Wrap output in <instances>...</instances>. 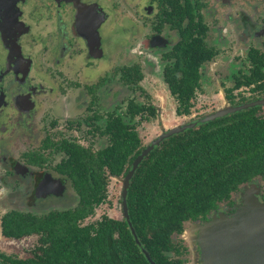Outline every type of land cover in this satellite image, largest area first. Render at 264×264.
Listing matches in <instances>:
<instances>
[{
  "label": "flooded vegetation",
  "instance_id": "flooded-vegetation-1",
  "mask_svg": "<svg viewBox=\"0 0 264 264\" xmlns=\"http://www.w3.org/2000/svg\"><path fill=\"white\" fill-rule=\"evenodd\" d=\"M183 35L199 38L213 53L198 69L190 111L201 91L202 67L224 57L222 66L237 65L222 90L228 107L264 99V0H0V219L21 207L52 212L47 209L72 190L68 149L95 152L107 144L99 135L107 116L120 114L118 94L144 83L149 56H159L160 82L175 102L172 115L186 117L176 116L177 100L166 83ZM117 54L131 62L91 78L95 67ZM129 100L135 102L121 100L124 108ZM44 117L50 119L46 127L38 126ZM86 136L99 148L85 143ZM221 205L232 208L234 200ZM173 243L180 254L172 257L186 264L187 245Z\"/></svg>",
  "mask_w": 264,
  "mask_h": 264
},
{
  "label": "trees",
  "instance_id": "trees-1",
  "mask_svg": "<svg viewBox=\"0 0 264 264\" xmlns=\"http://www.w3.org/2000/svg\"><path fill=\"white\" fill-rule=\"evenodd\" d=\"M212 56L199 38L183 35L174 69L166 76L177 100L176 116L189 115L198 69ZM120 74L126 85L124 69ZM228 99L233 103L232 95ZM258 110L237 111L172 135L138 163L125 196L136 245L123 219L102 215L84 222L104 202L109 183L123 178L145 147L136 127L155 119L154 109L129 100L120 114L107 116L99 133L106 138L104 147L68 149L70 186L77 198L73 208L37 217L14 210L2 215V237L34 236L37 246L23 260L0 254V264H149L142 251L153 264H182L172 257L180 254L172 237L184 224L206 220L219 205H229L243 185L264 179V115Z\"/></svg>",
  "mask_w": 264,
  "mask_h": 264
},
{
  "label": "rangeland",
  "instance_id": "rangeland-1",
  "mask_svg": "<svg viewBox=\"0 0 264 264\" xmlns=\"http://www.w3.org/2000/svg\"><path fill=\"white\" fill-rule=\"evenodd\" d=\"M108 57L103 61V63L105 64L104 66L95 67L96 73H94L91 78L108 76L109 73H111L110 70L112 68H120L121 66H124L127 63L131 62V59H126V56L121 54H117V56L109 55ZM157 57L159 56L153 55L148 57L152 63L151 65L147 64L144 66V70L148 71L144 72V83H141L140 87H129L132 90L131 92H129V90L128 92H122L121 94H118L117 102H115L118 105H115L118 108V113L124 110L121 100H126L127 98L133 99L135 103L139 105L142 104L145 106L149 105L156 107L158 113L156 114L155 119H152L147 123L142 122L136 127V131L140 137V140L145 146H147L153 139L157 138L161 134L167 133L169 130H172L174 128H182L194 123V126H196L197 124H199L197 123L199 120H203L215 112L223 110L225 111L226 109H228V105L223 98L222 90L223 87H227L230 85L229 76L230 74H232V72H235L237 68V65L235 64L234 66L232 62H229L222 66L225 57L214 65H204L201 69V91L196 96L197 98L195 103H193V108L190 111V116L174 117L172 115V110L175 107V102L168 98L164 87L160 82L159 71L161 69V65L156 64L155 60ZM152 68L155 70V74H151ZM98 71L99 73L97 74ZM53 78L62 79L65 77L63 75H54ZM76 78L79 77L76 76ZM65 80H62L60 84H63ZM60 88L61 87H59V89ZM115 106H112V108ZM258 114L264 115V105H260ZM39 119L40 114L38 115V120ZM45 119L46 121L41 120L38 123V126L46 127L50 119ZM97 123L100 124V126L103 125V121H98ZM61 124L62 122L58 125ZM77 135L82 136V134L79 133ZM84 138H86L84 140L85 143L92 141L93 148H99L100 144L98 143V141H96L95 139H91L90 136H86ZM104 144L105 142L102 145ZM122 183L123 182H121V179H114L109 183L106 190V197L104 202L94 209V212L91 216L84 220L85 223L93 222L102 215L107 216L111 219L122 220L120 203V195L123 187ZM249 184L254 185V188L252 191L250 190L248 194L245 192V189H243L242 186L241 189L232 196V200H234V205L232 206V208H227L225 207V205H221L218 207L216 212H213L208 216L207 221L202 223H186L183 226V232L178 236L172 237L173 242H175V240H181L184 245H187L188 253L186 252V258H188V261H186V264H203V259L206 254V239L211 231L208 227V224L210 222L213 224L217 223L218 225L220 224L221 220L222 222L224 220H229L231 222L235 218H237L245 209L255 210L258 204L264 205V179L255 180ZM249 184H247L246 186H248ZM64 192V198L57 201L56 203H53V205L47 209L48 211L65 210L73 208L76 205L77 198L72 190L66 189ZM245 197H247L246 202L244 199ZM244 202L245 209L243 210ZM24 204L29 205L28 202H24ZM2 207L3 206H1V208ZM19 210H21V212H29L31 215L35 216H42V213L46 212V210L32 211L30 209H24L23 207H21ZM36 240L37 238L34 236L21 237L17 239H6L0 234V254L20 260L29 258L32 255L31 251L35 250L37 246ZM237 243L227 247L225 253L234 249H238L239 247H241L239 245L250 242L243 241L239 245ZM258 243L259 241L257 240H251L252 245H256Z\"/></svg>",
  "mask_w": 264,
  "mask_h": 264
},
{
  "label": "water",
  "instance_id": "water-1",
  "mask_svg": "<svg viewBox=\"0 0 264 264\" xmlns=\"http://www.w3.org/2000/svg\"><path fill=\"white\" fill-rule=\"evenodd\" d=\"M260 105H264L263 100H256L247 102L235 107H228L225 111H219L211 114L203 120H199L197 123H205L217 118L232 114L237 111L246 110L249 108H254ZM195 125L190 124L182 128H174L169 130L165 134L159 135L157 138L153 139L147 146H145L136 158L131 162L130 168L127 171L126 175L121 179L122 183V192H121V216L122 219L126 222L129 232L135 242L138 245L135 234L131 228V225L128 221L126 214V205H125V196L128 188L129 180L133 175L134 170L136 169L138 163L161 141L164 139L181 133L186 129L193 128ZM254 185L249 184L248 186L243 185V189L248 194V192L253 190ZM245 197V202H246ZM245 202L244 208L245 209ZM242 205V206H243ZM206 224V223H205ZM207 225V224H206ZM220 225V226H219ZM209 223L208 227L210 228V234L206 239V254L203 259V264H264V205L258 204L255 210H244L237 218L233 221L224 220L220 224ZM218 226V227H217ZM231 227V228H230ZM251 240L259 241L258 244L252 245ZM250 242L243 245H239L241 242ZM238 242V243H237ZM237 243L239 246L238 249H234L225 253L227 247L232 246ZM143 255L149 264H153L144 251Z\"/></svg>",
  "mask_w": 264,
  "mask_h": 264
}]
</instances>
